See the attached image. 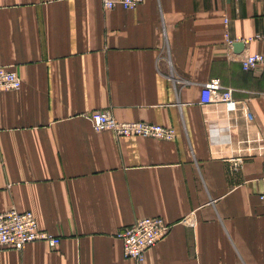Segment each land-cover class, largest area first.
<instances>
[{
    "label": "crops",
    "instance_id": "crops-1",
    "mask_svg": "<svg viewBox=\"0 0 264 264\" xmlns=\"http://www.w3.org/2000/svg\"><path fill=\"white\" fill-rule=\"evenodd\" d=\"M226 32L261 38L238 53ZM246 53L264 54V0H0V64L23 81L0 93V213L30 210L61 238L0 264H264V64L244 71ZM214 78L235 111L201 103ZM99 110L176 138L97 132ZM154 216L170 233L125 258L117 233Z\"/></svg>",
    "mask_w": 264,
    "mask_h": 264
},
{
    "label": "built area",
    "instance_id": "built-area-1",
    "mask_svg": "<svg viewBox=\"0 0 264 264\" xmlns=\"http://www.w3.org/2000/svg\"><path fill=\"white\" fill-rule=\"evenodd\" d=\"M105 10H112L117 6L124 9H135L145 0H101ZM228 21L225 20V24ZM227 43L234 45L229 39V33L225 34ZM261 38L260 35L242 40V43ZM234 43V44H233ZM244 71H252L259 65L264 64V54L246 53L240 58ZM23 81L19 75L10 67L0 64V93L4 91L19 90ZM223 103L227 110L235 111L239 102L234 98V90L224 86L219 78H214L205 83L202 89L201 103ZM97 132L112 131L119 137H143L157 140L171 141L176 138V130L171 126L147 122L134 121L122 122L117 120L109 111H95L87 115ZM241 162L240 158L235 159L236 166ZM264 199V196H262ZM184 223L189 224L188 220ZM195 225V223H191ZM172 225L166 222L162 216L144 217L135 223L125 226L117 233V238L122 243L123 256L143 263L147 259L148 252L164 239L171 230ZM32 242H45L53 250H56L61 238L51 234L39 226L35 214L30 211H21L13 207L0 213V249L10 248L21 250L26 244Z\"/></svg>",
    "mask_w": 264,
    "mask_h": 264
},
{
    "label": "water",
    "instance_id": "water-1",
    "mask_svg": "<svg viewBox=\"0 0 264 264\" xmlns=\"http://www.w3.org/2000/svg\"><path fill=\"white\" fill-rule=\"evenodd\" d=\"M235 51L238 53H242L244 44L242 42L235 43L234 45Z\"/></svg>",
    "mask_w": 264,
    "mask_h": 264
}]
</instances>
